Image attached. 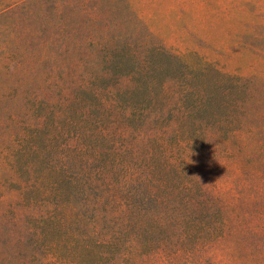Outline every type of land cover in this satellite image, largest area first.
Returning <instances> with one entry per match:
<instances>
[{
	"label": "rangeland",
	"instance_id": "374dc122",
	"mask_svg": "<svg viewBox=\"0 0 264 264\" xmlns=\"http://www.w3.org/2000/svg\"><path fill=\"white\" fill-rule=\"evenodd\" d=\"M9 7L0 264H264V0Z\"/></svg>",
	"mask_w": 264,
	"mask_h": 264
},
{
	"label": "trees",
	"instance_id": "16d2710c",
	"mask_svg": "<svg viewBox=\"0 0 264 264\" xmlns=\"http://www.w3.org/2000/svg\"><path fill=\"white\" fill-rule=\"evenodd\" d=\"M17 1H19V0H0V10L11 6L12 4H14ZM2 158L3 157H2V154L0 152V160ZM43 193H44V191H42L40 189V187L36 184L34 186V198L40 197ZM66 210L68 211V207L66 206V204H64V202L59 201V202H57V204H55V207L51 208L47 212L46 216L42 217V216L38 215L40 218H39V220H38V217L35 218L34 225L35 226H38V225L42 226V227L46 228L47 232L50 233L51 231L55 230V224L57 222H60V220L62 218H64V219L67 218V216H65V214H63ZM42 242L48 247L49 250L54 247V243L52 242V236H45V238L42 240Z\"/></svg>",
	"mask_w": 264,
	"mask_h": 264
},
{
	"label": "crops",
	"instance_id": "0c3cea01",
	"mask_svg": "<svg viewBox=\"0 0 264 264\" xmlns=\"http://www.w3.org/2000/svg\"><path fill=\"white\" fill-rule=\"evenodd\" d=\"M15 8L13 7H8L5 9L0 10V29H4L7 27V25L9 24V21L12 18H15V14H14V10ZM30 13L27 12L26 14H22V18L24 19L25 17H29ZM3 30V31H4ZM1 31V30H0Z\"/></svg>",
	"mask_w": 264,
	"mask_h": 264
},
{
	"label": "clouds",
	"instance_id": "9594fccd",
	"mask_svg": "<svg viewBox=\"0 0 264 264\" xmlns=\"http://www.w3.org/2000/svg\"><path fill=\"white\" fill-rule=\"evenodd\" d=\"M189 162H192V161L189 160ZM42 264H56V261L54 257L46 256L42 259Z\"/></svg>",
	"mask_w": 264,
	"mask_h": 264
}]
</instances>
